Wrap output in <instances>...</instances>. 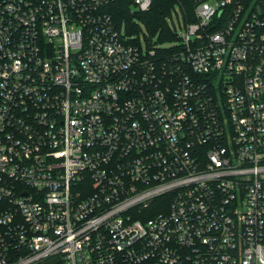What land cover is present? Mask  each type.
<instances>
[{"label":"built area","instance_id":"2783aa9c","mask_svg":"<svg viewBox=\"0 0 264 264\" xmlns=\"http://www.w3.org/2000/svg\"><path fill=\"white\" fill-rule=\"evenodd\" d=\"M116 1L0 0V264H264V0Z\"/></svg>","mask_w":264,"mask_h":264},{"label":"trees","instance_id":"16d2710c","mask_svg":"<svg viewBox=\"0 0 264 264\" xmlns=\"http://www.w3.org/2000/svg\"><path fill=\"white\" fill-rule=\"evenodd\" d=\"M187 5L188 14L192 20L193 11L191 0H153L152 6L145 12H131L130 0H118L113 2L109 11L114 15V18L119 24L124 25L128 32H141L143 29L147 30L149 36L153 37L155 43H166L176 40L175 30L171 27L168 21V17L172 15V12L176 5ZM143 24V25H142ZM149 38V37H147ZM162 198L154 200V202L146 209L148 217H152L159 209L154 207Z\"/></svg>","mask_w":264,"mask_h":264},{"label":"rangeland","instance_id":"374dc122","mask_svg":"<svg viewBox=\"0 0 264 264\" xmlns=\"http://www.w3.org/2000/svg\"><path fill=\"white\" fill-rule=\"evenodd\" d=\"M175 10L177 11L178 14H181V11H180V6L179 5H176V7L174 8L173 12H172V15H170L168 17V21L170 19L171 16H176V13H175ZM143 25V24H142ZM179 26V25H178ZM147 30L146 29H143V31H141V33H146ZM157 42V40L155 41ZM141 43L143 45V47L145 48L146 47V41H145V37L143 36V38L141 39ZM175 41H169V42H166L164 45L165 46H168V45H174ZM164 45H162V47H164ZM162 199L157 203V205L154 207V210H156V208L160 209V207L162 206Z\"/></svg>","mask_w":264,"mask_h":264},{"label":"water","instance_id":"95a60500","mask_svg":"<svg viewBox=\"0 0 264 264\" xmlns=\"http://www.w3.org/2000/svg\"><path fill=\"white\" fill-rule=\"evenodd\" d=\"M49 264H54V262H50Z\"/></svg>","mask_w":264,"mask_h":264}]
</instances>
